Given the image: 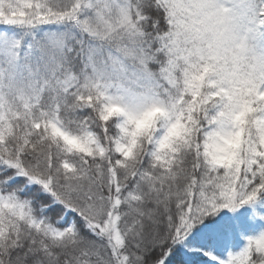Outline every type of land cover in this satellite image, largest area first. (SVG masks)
<instances>
[{"label": "snow or ice", "instance_id": "6c2138e0", "mask_svg": "<svg viewBox=\"0 0 264 264\" xmlns=\"http://www.w3.org/2000/svg\"><path fill=\"white\" fill-rule=\"evenodd\" d=\"M0 264H264V0H0Z\"/></svg>", "mask_w": 264, "mask_h": 264}, {"label": "trees", "instance_id": "16d2710c", "mask_svg": "<svg viewBox=\"0 0 264 264\" xmlns=\"http://www.w3.org/2000/svg\"><path fill=\"white\" fill-rule=\"evenodd\" d=\"M242 242V241H241Z\"/></svg>", "mask_w": 264, "mask_h": 264}]
</instances>
